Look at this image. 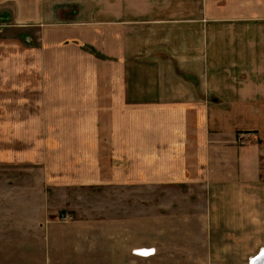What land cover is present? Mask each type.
<instances>
[{"label":"crops","instance_id":"0c3cea01","mask_svg":"<svg viewBox=\"0 0 264 264\" xmlns=\"http://www.w3.org/2000/svg\"><path fill=\"white\" fill-rule=\"evenodd\" d=\"M66 4L0 0L9 26L33 30L35 40L0 39V83L22 118L13 139L118 141L120 153L147 159L133 182L202 184L216 196L210 232L264 237V0L77 1L75 12ZM27 106L44 116L23 118ZM94 110L107 111L106 133L89 132ZM48 118L53 138L39 139ZM120 124L131 130L114 132ZM181 232L194 235L193 226ZM234 248L181 253L206 254L187 264H227Z\"/></svg>","mask_w":264,"mask_h":264},{"label":"rangeland","instance_id":"374dc122","mask_svg":"<svg viewBox=\"0 0 264 264\" xmlns=\"http://www.w3.org/2000/svg\"><path fill=\"white\" fill-rule=\"evenodd\" d=\"M65 1L71 12L78 8L77 1L88 7L101 2ZM0 15L6 20L0 22V39L34 44L33 30L11 28L10 12ZM12 98L0 83V264H187L202 261L206 254H182L181 247L198 244L205 250L234 246L227 252V264H245L247 256L264 245V237L229 238L228 233L218 237L210 232L216 212H211L210 202L214 205L216 196L211 200L202 184L133 182L135 165L147 166V159L135 161L120 153L118 141L14 140L12 123L22 118L17 110L7 108ZM29 98L36 100V94ZM30 107L23 118L44 116L39 106ZM92 112L87 119L92 123L89 132L99 134L106 129L100 115L107 111ZM128 119L132 120L131 111H125ZM46 121L34 131L39 139L53 138V118ZM117 128L131 130L125 124L113 126L114 132ZM239 136L243 142L244 136H237L242 144ZM74 161L77 167L71 166ZM84 173H90L86 181ZM188 224L194 235L182 236ZM143 247L156 252L134 254Z\"/></svg>","mask_w":264,"mask_h":264},{"label":"water","instance_id":"95a60500","mask_svg":"<svg viewBox=\"0 0 264 264\" xmlns=\"http://www.w3.org/2000/svg\"><path fill=\"white\" fill-rule=\"evenodd\" d=\"M5 17V16H4ZM2 15H0V22H6L5 18H4ZM135 253L137 255H141V256H145V255H148L150 253H153V250H148V249H138V250H135ZM257 258H261V259H264V253L263 251H260L251 261H250V264H254V260H256ZM255 264H258V263H255Z\"/></svg>","mask_w":264,"mask_h":264},{"label":"built area","instance_id":"2783aa9c","mask_svg":"<svg viewBox=\"0 0 264 264\" xmlns=\"http://www.w3.org/2000/svg\"><path fill=\"white\" fill-rule=\"evenodd\" d=\"M239 140H240L241 143H243V137H242V136H239ZM148 250H153V253H150V254L145 255V256L153 255L154 252H155V250H154L153 248H150V249H148ZM134 254H136V253H135V250H134ZM136 255H137V254H136ZM139 256H141V255H139Z\"/></svg>","mask_w":264,"mask_h":264},{"label":"bare ground","instance_id":"6f19581e","mask_svg":"<svg viewBox=\"0 0 264 264\" xmlns=\"http://www.w3.org/2000/svg\"><path fill=\"white\" fill-rule=\"evenodd\" d=\"M261 251H263V253H264V250H261ZM254 258V257H253ZM255 263H258V264H264V259H261V258H257L256 260H254V264Z\"/></svg>","mask_w":264,"mask_h":264}]
</instances>
